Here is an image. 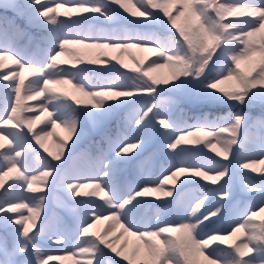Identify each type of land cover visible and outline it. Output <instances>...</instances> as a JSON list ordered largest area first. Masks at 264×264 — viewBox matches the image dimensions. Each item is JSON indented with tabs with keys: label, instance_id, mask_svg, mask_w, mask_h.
I'll use <instances>...</instances> for the list:
<instances>
[{
	"label": "snow or ice",
	"instance_id": "obj_1",
	"mask_svg": "<svg viewBox=\"0 0 264 264\" xmlns=\"http://www.w3.org/2000/svg\"><path fill=\"white\" fill-rule=\"evenodd\" d=\"M171 2L173 0H163L162 3H158L157 0L134 2L64 0V3L56 0H0V67L5 60H12L22 71H29L36 77L34 83L39 85L41 80L43 82V87L39 89L31 86L25 88L22 78L15 83L18 77H22V72H14L11 78L3 75L2 80L9 81L0 83V121L3 125L18 127L27 124L31 131L33 123L40 117L26 120L22 113L34 109L27 108L25 102L35 101L48 93L49 96H55L58 102L51 105L52 112L48 111V104H41L39 110L47 112L48 117H52L54 113V119L50 121L53 127L56 126V121H60L69 139L74 137L75 142H79L90 122L98 130H103L106 123L116 119L124 107L137 103L141 99L140 93L155 94L151 96L150 103L145 104L144 108L126 121L134 132H140L142 135L133 137L135 142H131L119 134L115 136L105 134L101 144L107 142L109 150L105 152L101 147L95 157H89L91 167L87 170L79 167L80 158L73 155L76 148V143H73L67 157L61 163L52 165L44 161L43 166L50 170L43 171L38 176L25 175L20 169L26 165L27 160L20 159L22 151L17 148L24 152H34L35 149L23 133L9 132L8 135L14 136L17 141V148H11L6 152L0 151V161L7 166V170L0 174V188L7 177L15 179L20 187L26 184L29 192L40 193L43 189L35 188L33 185L38 181L47 183V177L52 171L59 175L63 170L65 172L63 185L66 186V190H71L72 197L99 196L103 204H97L95 200L74 201L77 205L85 206L76 228L79 237L78 254L88 257L87 264H120L114 256L128 259L112 242L91 231L94 222L100 219L114 222L109 226V231L119 226L124 232L158 241H146L151 264H200L199 257H203L204 264H264V220L254 222L260 213H264V183L254 186L251 180L245 182V191L259 193L258 205L234 204V195L228 187L232 179L230 164H219L208 157L204 163L188 164L186 167L173 165L169 174L162 173L163 178L155 182L154 186L149 181H141L136 187L125 190L116 184V178L122 172L123 166L144 156L148 138L153 133L168 138L167 147L173 150L176 157L185 156L191 151L181 149L175 152L185 141L186 136L203 133L205 136L215 138L216 143H209L208 146L217 156L225 160L231 156L237 160L239 168L256 171L257 163L264 164V120L256 126L258 134L252 131V118L243 112L229 113L223 118L217 117L215 121H203L195 127V131L184 132L180 128V121L174 120L167 112L162 111L164 104L156 103L157 96L168 93L175 97L170 101V111L172 107L179 108L184 102L196 105L238 102L244 107L259 103L264 106V36H261L258 48L255 39L258 34L264 32V0H179L182 7L196 21L195 26H190L189 30L176 23L179 16L174 19L169 14L167 4ZM52 3H55V7L50 6ZM67 3L75 5L63 14L68 17L67 19H59V13L51 15L56 9L65 7ZM133 7L135 11L132 10ZM120 9H123V12ZM73 12L78 18H71ZM212 12L215 15H212ZM124 13L141 19L129 20ZM245 14L249 18L225 22L226 17H244ZM180 15L183 16L184 12H180ZM101 18L106 31L89 34L95 30L87 29L86 26L93 21H101ZM24 22L45 33L39 60H29L23 53L17 51L16 41L25 35L22 27ZM127 25L135 26V30H128ZM173 28L176 32L172 31ZM157 29L159 35L155 31ZM130 48L154 53L157 58L151 61L147 71L130 76L117 67L119 64L120 67L127 69L129 67L127 64L120 60L113 63L107 58V53L102 51ZM66 54L72 57L70 61L61 59ZM257 54L258 68L254 65L249 72L241 71V61L249 60ZM86 56L95 58L85 61ZM85 63L96 67L78 68L75 72L60 67L70 64L71 68H76L78 64ZM163 67L171 69V80L175 82L170 83L151 75L153 71ZM132 71L140 73L139 68ZM86 72L113 73L118 78L104 83L89 84L77 78L79 73ZM228 82H234L231 90L221 87ZM161 84L166 87H159ZM78 96L87 98L86 102L78 99ZM132 97H136V100L129 99ZM82 104L84 106H80ZM159 126H162L164 131L161 132ZM177 131H181L182 134L175 136ZM44 138L37 135L35 141L48 152L43 143ZM0 141L12 143L8 136L3 134H0ZM4 148L5 143H0V149ZM137 148L139 151L135 156L128 155ZM53 159L59 161L60 155H53ZM140 163L150 165L153 161L149 157H144ZM91 172L95 175L88 174ZM13 173L16 174L15 177L12 176ZM182 174H186L187 178L176 188V182L180 180ZM192 177L209 180L213 184L224 181L218 189L213 190L219 194L221 203L208 214L201 212V207L208 196L201 194L203 196L201 198L185 191L189 186L199 185V180ZM225 177L228 179H224ZM81 178L95 182L89 184L73 182ZM168 184H172L173 187L165 190V185ZM88 187L94 190L80 191ZM150 192L170 197L171 199L165 203L176 206L180 214L179 221L166 222L168 226L164 227L159 224L155 226L146 224L145 221L148 220L146 210L154 206L152 200L145 199L146 194ZM21 199L24 198L8 190L0 193V227H3L5 233L0 236V264H48V260L53 258L51 256L46 258V253L41 248L44 225L48 221L47 215L41 224V231L29 235L31 227L35 226L41 210L46 206V194L33 196L30 200L31 206L29 203L15 202ZM257 207L259 212L252 210ZM21 208H26L29 215L21 214L18 218L10 215ZM105 212L109 215L105 216ZM89 214L92 222H89ZM225 215L229 216L231 224L237 225L231 236L244 233L246 241L229 245L228 249L212 247L214 242L223 243L227 237L205 232L204 229L207 227L205 221L213 223L210 216L222 219ZM59 226V222L52 225L57 229ZM150 226L155 227V230L142 231V228ZM173 232L178 235H170ZM55 242L61 243V240ZM110 252L114 256L110 255Z\"/></svg>",
	"mask_w": 264,
	"mask_h": 264
},
{
	"label": "rangeland",
	"instance_id": "obj_2",
	"mask_svg": "<svg viewBox=\"0 0 264 264\" xmlns=\"http://www.w3.org/2000/svg\"><path fill=\"white\" fill-rule=\"evenodd\" d=\"M134 2V0H133ZM158 3H162L163 0H157ZM73 8L75 7L74 4H70ZM113 7H118L117 5H113ZM131 7V5H130ZM169 14L175 19L179 16V19L176 20V23L189 30L190 26H195L196 21L192 18L187 10H185L182 5L180 4L179 0H173V2L167 4ZM62 14L66 12L67 9L65 8H58ZM135 11L136 9L133 7L132 9ZM123 12V9H120ZM154 11H160V9H154ZM180 12H184V15L181 16ZM11 15V13H9ZM125 16L128 17L129 20L132 19H141L140 17H132L129 13H124ZM162 15V12H161ZM212 15H215L212 12ZM65 16V15H64ZM66 19L68 18L65 16ZM72 19L78 18L75 12L72 13ZM183 18L187 22V27H185L181 22L180 19ZM249 18L247 14L244 17H226L225 22L231 19H247ZM255 19V17H251ZM167 17H165V20ZM22 27H24L25 35L22 36L20 39L22 41H16V48L17 51L23 53L27 59L29 60H39L40 58V49L43 47V36L45 33L42 34H33L32 32L28 31L30 28H36L35 26L29 25L27 22H24ZM171 27V24H169ZM87 29H94V32H89V34H100L106 31V26L101 21H93L89 25L86 26ZM126 28L128 30H135V26L127 25ZM173 32H176V29H172ZM261 36H264V32L258 34L256 36L257 41V48L259 47V41ZM243 47V45H240ZM28 48V49H27ZM107 53V58L111 59L113 63H116L117 60L123 61L124 64H127L129 67L127 69L120 67L117 64V67L120 68L121 72H127L128 75H138L141 74L143 71H147L151 61L156 59V54L142 51L137 48H130V49H121L120 51H115V49H105L102 50ZM219 49H217V53ZM92 57H84L85 61ZM215 58V54L214 57ZM62 60L70 61L72 57L70 55H65L61 57ZM258 61L259 55L253 56L249 60H242L241 61V71L249 72L250 69L255 65L258 68ZM164 63V61H160ZM47 65L45 64V67ZM60 67L69 68L70 71L75 72L78 68L83 67H96L95 65H87L85 64H78L76 68H71L70 64H64ZM140 69V73L132 71V69ZM19 72H22V77H18L19 79L24 80V87L32 83V80L35 76L30 73L29 71H22L19 68ZM254 74V73H253ZM151 75L155 76L157 79L160 80H168L170 83L175 82L171 80V69L169 67L158 68L151 73ZM17 78V79H18ZM58 78V77H52ZM78 79L84 80L86 83L89 84H98L104 83L109 80L117 79L118 77L113 73H103L98 74L95 72H86V73H79L77 76ZM147 79V78H145ZM19 82V81H17ZM234 82H228L222 85L221 87L225 88L226 90H231ZM41 85V86H40ZM36 89L43 87L40 83L39 85H35ZM68 87V86H65ZM159 87L163 88L166 85L161 84ZM141 99L137 101L135 104L128 105L124 107L119 116L116 119L109 120L103 130H98L95 128L91 122L89 123L88 129L85 135L82 137L81 141L75 142V138L69 139L68 133L64 128V125L60 121H56L55 128V140L52 144H45V148L48 149V152H45L43 148H41L35 141V138L32 137L31 132L29 131L28 127L24 125H20L18 127L13 126H5L3 125L2 121H0V134L8 136V139L12 141L11 144H8L4 141H0V143H5V148L0 149V151L6 152L11 148H17V141L14 139V136L8 135L9 132L11 133H23L27 137V141L31 144V146L35 149L34 152H24L22 149L17 148V150L22 151V155L20 157L21 160H27V163L24 167L20 170L25 175H39L41 172L50 170L46 169L43 164L44 161L50 162L52 165H56L61 163L68 155L69 150L73 143H76V148L73 152L75 157L80 158L78 160V165L83 166L85 170L91 167V160L89 157H95L99 149L102 147L105 152L109 150V145L107 142L101 144L102 138L105 134L110 135H117L119 134L121 137H126L131 142H135L133 137H139L142 135L140 132H134L132 128L126 123V121L134 115L137 111L141 108L145 107V104L150 103L151 96L155 94L149 93H140L139 94ZM43 103L49 105L48 111L52 112L53 109L51 107L52 104H56L58 101L56 100L55 96H49L48 93H45V96L41 97ZM78 99L81 101H85V97L78 96ZM129 99L136 100V97H132ZM175 97L165 93L162 96L156 97V103L164 104V108L162 111L167 112L168 115L172 116L174 120L180 121V128L183 129L184 132H192L195 131V127L198 126L203 121H215L217 117L223 118L227 116L229 113H239L243 112L249 117L252 118L251 125L252 131L258 134V128L256 127L261 120H264V106L256 103L249 107H244L239 105L238 102H229V104H190L187 102L181 103L179 108L172 107L171 111L170 108V101L174 100ZM47 100V101H46ZM50 102V103H49ZM80 106H84L83 104ZM224 110H221L220 108ZM10 112V110H9ZM151 115V114H150ZM6 118V117H5ZM54 119V113L52 117L47 118L48 122ZM112 121V122H111ZM155 123V121H154ZM112 125V130L108 129ZM123 125V126H122ZM223 126V125H221ZM161 132L164 131L162 126ZM209 131L213 129H208ZM181 131H177L174 135L179 136L181 135ZM226 135V134H225ZM88 143H93V150L87 151L86 148L88 147ZM169 140L167 137L153 133L148 138V144L146 146V151L143 157H139L136 161H133L129 164L123 166L122 172L116 178V184L118 187L123 188L125 190L134 188L138 184H141V181H149L154 186L155 182L159 179L163 178V175L169 174V170L175 167H186L188 164H199L204 163L207 161L208 157H211L213 160L218 161L219 164H230L231 167V176L232 179L228 187L230 188L231 192L234 195V204L238 206H247L249 204H259L260 196L258 192H247L245 191V182L251 180L254 186H259L261 183H264L262 177L260 176L261 171H264V164L257 163L255 168L257 167L260 172L253 171L250 169L239 168L237 160L232 159L229 156L228 160L223 159L220 156H217L215 152L211 150L208 146L209 143L215 144L216 140L213 137L205 136L203 133H197L193 136H186L185 141L178 146L175 152H179L181 149H191V151L182 157H176L173 150H170L167 145ZM63 145V147H62ZM139 151V148L134 149L128 155L135 156L136 152ZM37 153L39 155H37ZM52 153L53 155H60V160L57 161L53 159V155H49ZM14 154V153H13ZM144 157H149L153 161L150 165H142L140 163ZM41 158H44L41 160ZM19 167V166H18ZM260 167V168H259ZM7 166L0 161V174L2 171H6ZM163 173V175H161ZM64 171L62 170L59 175L56 174L55 171H52V174L47 177V183L38 181L36 182L33 187L43 189L40 193H32L27 191V185L24 184L23 187L19 186V183L13 178H5V180L16 181V186L13 188H8L7 190L14 193L16 196H20L24 199L17 200V203H29L33 196L36 195H45V207L41 210L40 217L36 220V224L34 227H31V221H29V225L31 227L29 235L33 233L41 231V224L44 222V218L47 215L48 221L44 225V234L41 237V248L42 251L46 253L47 256H51L53 259L48 260V264H87L88 257L79 255V248L77 247V243L79 241V237L77 236V228L76 224L78 219L81 215H77L76 213V206L72 201H64V198L61 195L64 193L61 191L62 188V177ZM92 175H95L92 172ZM102 176L103 174L100 173ZM210 175H214V173H210ZM13 177L16 176L15 173L12 174ZM55 178V180H54ZM187 178L186 174H182L180 180L176 182L175 187L178 188L179 184ZM192 179H198L199 185H192L185 189L186 192L193 194L194 196H203L201 194L207 195L208 199L205 201V204L201 207V212L204 214H208L210 211L214 210V207L217 206L220 201V197L218 193H215L213 190L218 189L221 184H223V180L218 181L216 184H213L209 180H204L202 178L192 177ZM224 179H228L225 177ZM85 181H89L84 179ZM54 181V182H53ZM95 182V181H94ZM102 183V182H101ZM49 187L51 191L49 192ZM173 187L172 184L165 185V190H169ZM65 197V196H64ZM159 197V199H157ZM145 199H149L153 201V205L149 209L146 210V214L148 216V220L145 221L146 224H150L151 226H155L159 224L161 227L168 226L166 222L171 221H179L180 214L176 210V206L168 205L165 203L166 200L171 199L170 197H164L162 193H148L146 194ZM254 211L259 212V208L252 209ZM27 216L29 215L28 210L26 208L19 209L16 213H10L14 218H18L20 215ZM190 215V213H189ZM210 220L214 221L213 223H208L205 221L207 227H205V232H211L215 235H220L223 237H227V239L221 243L220 241L214 242L212 247H217L220 249H228L229 245L240 244L246 241V236L244 233H236L235 236H231L232 230L237 226L236 224H231L230 218L228 215H225L224 218L219 217H211ZM261 220H264V213H260L258 217L255 218L256 223H259ZM165 223H161V222ZM54 222H59V228L52 227ZM241 222H243L241 220ZM15 226V225H14ZM146 227L142 228V231H154L155 227ZM92 232L96 233L97 236H100L97 231L94 230V227L91 229ZM5 235L3 227H0V236ZM134 236L136 239H139L141 243V252H138V256L134 259H127L125 260L123 257H115L114 254L111 252L110 255H113L115 259L119 260L120 264H151V258L147 254V240H152V242H158L154 238H141L139 235H132L129 234L128 236ZM170 235L176 236L178 233H171ZM61 240V243H56L55 241ZM144 247V248H143ZM106 251H108L106 249ZM63 252V253H61ZM142 253V254H141ZM63 255V256H62ZM69 256L67 261H64L65 256ZM124 255V254H123ZM247 258V257H246ZM200 264H204L203 257L198 258ZM135 260V261H134Z\"/></svg>",
	"mask_w": 264,
	"mask_h": 264
},
{
	"label": "bare ground",
	"instance_id": "obj_3",
	"mask_svg": "<svg viewBox=\"0 0 264 264\" xmlns=\"http://www.w3.org/2000/svg\"><path fill=\"white\" fill-rule=\"evenodd\" d=\"M56 2L64 3V0H56ZM70 4L71 3L65 4V7H63V8L72 9L73 7ZM50 6L55 7V3L50 4ZM57 13L60 14L58 17L59 19H66V17L61 13V11H59V9H56V12L52 13L51 15H56ZM94 33H95V31H94ZM120 50L121 49H115V51H120ZM14 72H19V66L17 64H15L12 60H5L3 62V66L0 67V83H8L9 81H3L2 80L3 75H8L11 78L12 74ZM35 79H36V77L32 80V83L27 85L25 88H27L28 86H31L32 88H36L35 87L36 83H34ZM17 81H19V78L16 79L15 83H18ZM41 84H42V80H41ZM24 94H27V93H24ZM25 104H26L27 108L34 109L32 111H25L22 113V116L26 120L27 119H34L35 117H40V119L35 120V122L32 125V130L30 131L32 137L35 138L37 135L44 136L45 137L44 141H43L44 145L47 143H49V144L54 143L55 128L53 127L51 122H48L46 120L47 112H41L39 110V106L41 104H44L42 98L40 97L35 101H26ZM46 104H47V102H46ZM23 125L28 127L27 124H23ZM46 133H47V135H45ZM79 167L81 169L84 168L83 166H79ZM247 170L249 171L250 169H247ZM256 172H258V173L260 172V170L257 167H256ZM88 174L92 175V172L88 173ZM260 176L262 178H264V171H261ZM64 179H65V172H64L63 177H62V188H61V191L64 193V196H65L64 197L63 194L61 195V197L64 198V201L74 202L76 200H95L97 204H103V200H101L99 196L72 197L70 195L71 190L70 189L66 190V186L63 185ZM73 182L85 183V184L94 183V181H85L83 178L75 180ZM93 190L94 189L92 187H88V188L81 189L80 191L91 192ZM76 208H77V210H76L77 215L82 216L84 213V210H85V206L83 204H81V205H77ZM104 215L107 216V215H109V213L105 212ZM89 222H92L91 221V214H89ZM113 223L114 222L112 220H109V219H100L99 221L94 222L93 227H94V230L97 231V233L100 236H103V238L105 240L112 242L118 250H121L123 252L124 256H127L129 260L134 259L136 257H139L138 252L139 253L141 252L140 251L141 250V248H140L141 243H140L139 239H136L134 236L132 237L131 235L128 236L130 233L124 232L123 229H121L119 226H115L109 231V226L112 225ZM61 253H63V252H61ZM63 259H64V261H67L69 259V263H70V258L68 255L65 256Z\"/></svg>",
	"mask_w": 264,
	"mask_h": 264
},
{
	"label": "trees",
	"instance_id": "obj_4",
	"mask_svg": "<svg viewBox=\"0 0 264 264\" xmlns=\"http://www.w3.org/2000/svg\"><path fill=\"white\" fill-rule=\"evenodd\" d=\"M9 14V13H8ZM212 14V13H211ZM180 22L185 26V27H187V22H186V20L185 19H183V18H181L180 19ZM24 28V27H23ZM28 31H30V32H32L33 34H42L43 32L41 31V30H37V29H32V28H30ZM156 32H157V34L159 35L160 33H159V31H158V29L157 30H155ZM177 35H178V33H177ZM221 110H224L222 107L220 108ZM112 122V121H111ZM109 126H111L110 128H108V129H110V130H112V125H110L109 124ZM87 150H93V143H88V147H87ZM16 181H10V180H5V183H4V185H3V187L2 188H0V193H3V192H5V190H7L8 188L10 189V185H16Z\"/></svg>",
	"mask_w": 264,
	"mask_h": 264
}]
</instances>
